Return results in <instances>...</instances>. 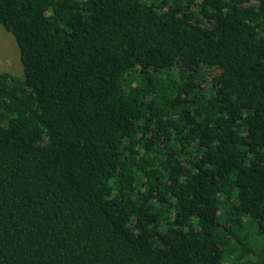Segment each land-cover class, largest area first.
<instances>
[{
  "label": "trees",
  "instance_id": "trees-1",
  "mask_svg": "<svg viewBox=\"0 0 264 264\" xmlns=\"http://www.w3.org/2000/svg\"><path fill=\"white\" fill-rule=\"evenodd\" d=\"M0 264H264V0H0Z\"/></svg>",
  "mask_w": 264,
  "mask_h": 264
},
{
  "label": "rangeland",
  "instance_id": "rangeland-1",
  "mask_svg": "<svg viewBox=\"0 0 264 264\" xmlns=\"http://www.w3.org/2000/svg\"><path fill=\"white\" fill-rule=\"evenodd\" d=\"M0 71L20 74L18 49L11 36L0 27Z\"/></svg>",
  "mask_w": 264,
  "mask_h": 264
}]
</instances>
